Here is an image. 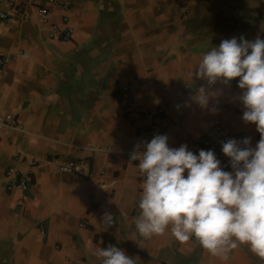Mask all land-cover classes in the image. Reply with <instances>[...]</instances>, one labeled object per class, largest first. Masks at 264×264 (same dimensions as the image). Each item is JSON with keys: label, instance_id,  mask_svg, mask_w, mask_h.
<instances>
[{"label": "crops", "instance_id": "crops-1", "mask_svg": "<svg viewBox=\"0 0 264 264\" xmlns=\"http://www.w3.org/2000/svg\"><path fill=\"white\" fill-rule=\"evenodd\" d=\"M11 1L0 0L10 13L0 22V264H102L94 253L109 245L135 264H264L246 244L218 256L195 238L179 242L170 230L141 237L144 178L139 161L123 157L144 143L132 105L163 110L173 122V148L186 144L195 153L215 118L237 138H250L251 147L260 140L256 124L242 119L238 82L209 85L192 76L222 40H255L210 20L227 0H61L67 9L59 0ZM39 7L51 9L48 21ZM53 24L72 28V36L52 37ZM200 86L207 106L196 100ZM12 117L16 128L7 125ZM51 159L83 160L87 170L54 172ZM11 166L30 177L26 190L7 188ZM106 212L114 219L107 229Z\"/></svg>", "mask_w": 264, "mask_h": 264}, {"label": "clouds", "instance_id": "clouds-1", "mask_svg": "<svg viewBox=\"0 0 264 264\" xmlns=\"http://www.w3.org/2000/svg\"><path fill=\"white\" fill-rule=\"evenodd\" d=\"M194 77L209 85L229 84L239 77V96L244 106L242 119L256 124L261 134L255 147L251 139H229L222 151L233 171L224 170L214 150L198 154L186 144L169 146L168 136L155 135L137 145L130 154L138 160L143 176L136 229L143 238L166 231L181 243L195 238L209 253L225 256L239 244L264 259V39L249 41L241 36L224 39L200 59ZM201 106L209 103L204 86L197 90ZM187 172V175L185 173ZM106 229L114 223L106 212L101 220ZM94 255L102 264H135L125 250L109 245Z\"/></svg>", "mask_w": 264, "mask_h": 264}, {"label": "built area", "instance_id": "built-area-1", "mask_svg": "<svg viewBox=\"0 0 264 264\" xmlns=\"http://www.w3.org/2000/svg\"><path fill=\"white\" fill-rule=\"evenodd\" d=\"M189 2V0H184V3ZM59 5L67 9L68 5L63 1H58ZM10 5L15 6V1H11ZM21 6V5H20ZM21 14L23 18H29L30 14L26 11L25 6H21ZM51 9L47 7H39L37 9V15L44 21H48L50 18ZM10 19V13L7 10H0V22L7 21ZM65 22H67L65 20ZM73 29L66 28V30L62 31L57 25L51 26V36L52 37H61V38H70L72 36ZM3 64V61H1ZM239 77L233 78L231 81L238 82ZM183 91H191L192 87L185 85ZM130 114L132 115L133 122L137 128H139L143 134L144 142H150V140L157 134H165L168 136L169 133L168 128L173 123L172 120L167 117L161 108H158L154 112H150L147 109L141 108L136 105H132L130 107ZM7 125L11 127H18L20 124L18 120L14 117L8 120ZM237 139L238 141H242V139L237 138L235 135L230 133L222 123V121L218 118H215L207 131L204 138L199 139L195 145V153L198 154L201 149L204 150H214L217 158L221 161V167L227 171H233L230 163V158L226 156V154L222 151V145L224 142H227L229 139ZM169 143V140H168ZM144 144V143H143ZM142 144V145H143ZM141 145V146H142ZM170 146V145H169ZM136 149H126L123 153V157L125 159H130V154ZM138 161V160H137ZM87 162V161H86ZM50 168L54 172L60 173H75L84 175L86 172V166L84 165L83 160H70V161H61L59 159H51L48 161ZM6 176L9 178V182L7 184V188L9 190L20 189L26 190L28 188L30 177L28 174H24L16 167L11 166L6 170Z\"/></svg>", "mask_w": 264, "mask_h": 264}, {"label": "rangeland", "instance_id": "rangeland-1", "mask_svg": "<svg viewBox=\"0 0 264 264\" xmlns=\"http://www.w3.org/2000/svg\"><path fill=\"white\" fill-rule=\"evenodd\" d=\"M243 4L230 3L229 0L214 6L213 20L217 27L230 25L242 28L251 35L264 39V0H237ZM215 18V19H214ZM230 29V28H229Z\"/></svg>", "mask_w": 264, "mask_h": 264}]
</instances>
